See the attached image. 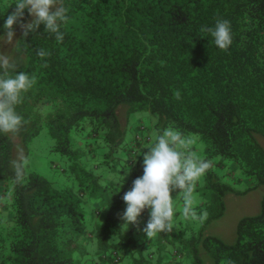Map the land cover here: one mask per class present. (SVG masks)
<instances>
[{
	"label": "trees",
	"instance_id": "obj_1",
	"mask_svg": "<svg viewBox=\"0 0 264 264\" xmlns=\"http://www.w3.org/2000/svg\"><path fill=\"white\" fill-rule=\"evenodd\" d=\"M13 3L0 0V35ZM64 5L63 42L41 25L13 49L10 74L36 83L17 106L20 132L0 133V264H264V196L260 213L238 221L235 242L206 233L229 196L264 185V0ZM217 19L231 24L227 50L201 32ZM39 48L51 55L42 60ZM170 126L212 162L195 188L196 210L208 216L185 220L174 193L172 231L149 239L147 209L123 228L122 197L143 175V151ZM36 138L64 162L54 168L62 185L28 164L15 181L11 161L20 147L29 158Z\"/></svg>",
	"mask_w": 264,
	"mask_h": 264
},
{
	"label": "clouds",
	"instance_id": "obj_2",
	"mask_svg": "<svg viewBox=\"0 0 264 264\" xmlns=\"http://www.w3.org/2000/svg\"><path fill=\"white\" fill-rule=\"evenodd\" d=\"M9 8L12 11L3 24L4 34L0 35V44L18 42L14 39L16 26L26 40L29 34L39 33L41 25L49 38L63 42L65 37L61 25L69 19L64 0H14ZM26 12L30 19L26 17ZM201 32L209 33L221 50H227L232 43L228 20L217 19L213 27L203 26ZM37 55L43 60L51 53L39 48ZM16 67L14 58L0 51V133L10 134V138L18 134L25 123L24 117L17 112V106L36 83L35 75L30 76L26 72L10 74V70ZM174 95L176 99L181 98L179 91ZM193 143L191 138L170 126L143 151V175L132 182L131 190L122 197L127 205L121 217L125 221L123 228L138 224V218L147 209L149 219L143 231L149 239L157 233L172 231L174 193L182 200L180 211L185 220L203 222L207 218L206 211L198 213L196 210L195 188L200 178L212 167V162L193 150ZM27 163L24 149L20 147L16 159L11 161L16 182L24 179Z\"/></svg>",
	"mask_w": 264,
	"mask_h": 264
},
{
	"label": "rangeland",
	"instance_id": "obj_3",
	"mask_svg": "<svg viewBox=\"0 0 264 264\" xmlns=\"http://www.w3.org/2000/svg\"><path fill=\"white\" fill-rule=\"evenodd\" d=\"M15 40L19 38L22 33L19 27L15 28ZM16 43V42H15ZM15 43L0 44V51L7 53L14 58ZM124 117H122V120ZM264 146V139H261ZM47 143L44 138H36L31 147V153L28 160V166L37 170L39 173L55 181L58 185H62L64 179L60 172L54 168H60L64 162L60 161L58 157L51 155L47 149ZM33 149V151H32ZM52 162L55 165H52ZM264 196V185H260L257 189L250 191L245 195H231L226 200V209L224 215L212 221L206 230L207 234L220 237L227 243H233L237 239V223L240 218L247 215L258 214L261 211V199ZM211 260V258L209 257Z\"/></svg>",
	"mask_w": 264,
	"mask_h": 264
}]
</instances>
